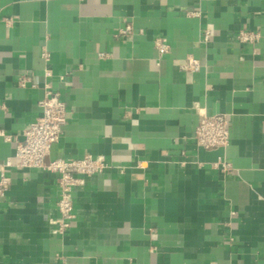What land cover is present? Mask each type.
Segmentation results:
<instances>
[{
	"label": "crops",
	"instance_id": "crops-1",
	"mask_svg": "<svg viewBox=\"0 0 264 264\" xmlns=\"http://www.w3.org/2000/svg\"><path fill=\"white\" fill-rule=\"evenodd\" d=\"M47 84L68 116L46 162L111 165L64 235L58 174L14 165ZM201 112L229 115L226 148L196 146ZM0 130V264H264V0H0Z\"/></svg>",
	"mask_w": 264,
	"mask_h": 264
},
{
	"label": "built area",
	"instance_id": "built-area-1",
	"mask_svg": "<svg viewBox=\"0 0 264 264\" xmlns=\"http://www.w3.org/2000/svg\"><path fill=\"white\" fill-rule=\"evenodd\" d=\"M194 12L192 15H196ZM10 23V21H8ZM134 29L131 25L119 31L117 36L132 35ZM258 32L242 29L238 33V40L242 43H255L260 39ZM204 39H210V32H206ZM156 47L161 55L169 51V47L162 41L156 42ZM103 55V54H102ZM48 58V54H44ZM185 70L197 72L201 63L190 57L183 66ZM51 72H47L50 76ZM29 78L20 79L21 86H25ZM45 95L40 99L41 115L24 133V141L18 144L14 165L19 168H40L58 174L60 197L57 202L58 215L51 220L53 233L64 235L72 226L75 219L74 192L82 183V176H93L104 173L111 165L103 157H94L90 154L82 158H60L46 162L52 146L58 142L63 127L66 124L68 109L61 99L59 92L46 85ZM230 117L225 113L209 115L201 112L199 123L194 131L193 140L197 147L206 150L226 148L231 139L229 129ZM0 135L3 132L0 130ZM12 163H9L11 165ZM224 171L229 170L230 164L220 160L217 166ZM11 185L10 178L3 168H0V199L4 197Z\"/></svg>",
	"mask_w": 264,
	"mask_h": 264
}]
</instances>
